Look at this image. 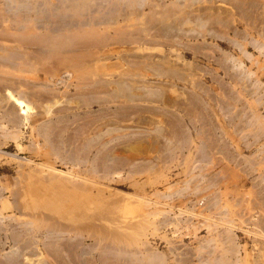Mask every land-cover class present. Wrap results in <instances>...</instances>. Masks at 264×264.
<instances>
[{
	"label": "rangeland",
	"instance_id": "rangeland-1",
	"mask_svg": "<svg viewBox=\"0 0 264 264\" xmlns=\"http://www.w3.org/2000/svg\"><path fill=\"white\" fill-rule=\"evenodd\" d=\"M206 6V3L197 4V0L181 3L174 9L176 19L172 21L178 24L189 15L197 17V8ZM138 17L87 28L92 32L91 40L96 38L91 43L88 36L85 38L90 50L85 59L87 63L76 69L71 66L64 74L66 82L75 86L79 78L85 84L95 81L98 66L102 67V73H109L103 76L109 82L115 78L126 79L122 73L128 72L134 76L128 80L136 78L140 84L133 85L137 100H127V92L110 83L106 91H113L115 99L101 95L110 102L106 103L110 106L108 115H98L100 108L94 103L78 111L83 120L74 122L69 118L70 121L61 124L63 113L55 115L59 120L52 115V121L59 123L52 122L51 131L56 128L57 135L58 131L65 130L58 136L52 132L56 136L53 143L59 147L57 154L31 128L43 120L17 129L12 122H7L9 118L3 117L0 105V152L8 155L0 154L2 254L9 253L18 238L20 244L24 241L37 247L47 264H59V261L64 264L62 259L69 261V255L60 251L67 245L79 248L71 249L72 255L75 250L85 251L82 256H74L79 260L77 263L91 255L95 259L105 257L108 252H102L107 246L132 249L131 252L149 246L163 254L168 264H197V256L207 252L202 247L215 240L210 243L213 247L216 244L213 257L219 254L229 260L236 257L238 262L243 258L242 264H264V250L258 251L254 244L255 231H262L261 227L264 230V183L261 181L264 176V54L247 48L251 59H244L245 78L231 79L216 66L214 60L219 59L216 50L231 53L234 58L239 54L223 41L205 38L218 48L197 52V38L195 42L159 37L151 28L155 19L147 15ZM192 24H185L183 32L197 36V26ZM3 25L6 26L0 20V31ZM93 31L97 36L92 37ZM96 42H100L99 46ZM159 59L167 62L164 69L178 71L182 79L157 76L152 61ZM45 68L36 67L34 74L38 83H44ZM29 71L19 75L32 81L34 74ZM197 82L207 86L206 93L197 89ZM56 90L64 93L61 85ZM152 91L157 94L149 96ZM194 100L201 101L198 108ZM123 107L129 108L127 115L116 113ZM223 108L229 112L225 113ZM99 116L117 124H106L103 130L93 127L81 130L83 123L91 124ZM66 134L73 137L72 146L63 143ZM98 134L101 139L96 142L93 137ZM85 137L89 143L83 141ZM83 142L88 146L82 147ZM66 151L69 154H64ZM67 155L73 161L67 162ZM258 219L262 223L256 226ZM226 221L233 228L228 229L230 233L222 234L225 230L222 224ZM226 234L238 247L239 251L233 255L225 250L227 244L221 236L225 238ZM173 247L178 249L172 251ZM116 255L112 256L115 263L110 264H123L120 260L123 257ZM237 261L232 264H238Z\"/></svg>",
	"mask_w": 264,
	"mask_h": 264
},
{
	"label": "bare ground",
	"instance_id": "bare-ground-1",
	"mask_svg": "<svg viewBox=\"0 0 264 264\" xmlns=\"http://www.w3.org/2000/svg\"><path fill=\"white\" fill-rule=\"evenodd\" d=\"M189 1L192 3H195L196 0H0V20L3 22V24H6V26L3 25L4 27L0 31V78L2 77L0 79V105L2 108L1 112L3 113V117L9 118L8 119L9 121L7 122H12L13 124L12 126H15V128L17 129H19L20 126L22 125H30V122H37L39 119H40L39 121L43 120L42 123L35 124L31 128H33V131H38V135L41 137L43 142L44 143L46 142L51 147V148L49 147L48 148L54 154H57L59 147H57V144L55 145V143H53L54 142L53 138L57 133L55 132L56 128L54 131H51L50 129V126H52L51 125L52 122H54V120L52 121L51 119L52 115L55 116L58 112L63 113V116H60V118L62 117L63 119V121L60 120L61 124L64 122L67 123V121H70V119H72L73 121L74 120L77 121L80 119L83 120L84 118L80 117L81 115L79 114L78 111L81 110V108H84V109L89 108L93 103L96 104L98 108H100L98 110V113H99L98 115H101V114L108 115L107 112L110 106H108L107 104H109L110 102L107 101V99L104 96L106 95L107 98L110 96L109 98L111 100L115 99V96L112 93L113 91H106L108 90L109 86H111L110 83L115 84V86H120L122 91L127 92L125 93L126 95L125 97L127 100L129 101L137 100V96H135V94L133 93V91L135 90L133 85H136L137 83H139V81L134 80L136 78H134L132 81L128 80L129 76L132 77V75H130V73L128 72L122 73L123 76H126V79L123 77L117 78V79L115 78L114 80L109 82L103 79V76L106 74L102 73V70H103L102 67H100L101 69H99V66H98L97 71H96L97 78L95 81H93L91 84H89L88 82H87L88 84H85V82H82V80L79 78L81 81H79L78 79L79 84L75 86L69 85V83L66 82L67 77L64 76V74L72 68L71 66H74L76 69V67L81 68L83 65H85V62H86L85 59L88 56L89 51H90L88 49L89 45L87 46L88 48L86 47L87 39L85 41V38H87L86 36L89 37V35H91L92 33V32H89L87 28H91V29L95 27L97 28V26L100 24L101 25L105 23L109 24L110 22L111 23L116 22V20L118 19L125 20V18L132 17V16L138 17L139 15H143L144 17V15H147L150 18L155 19V21H153L154 23H152L151 25V28L154 29V32L156 31L155 33L159 37H164V38H167V37L175 38L176 37L177 39L178 38L186 39V41L195 40V42L197 38V52L199 50H203L209 47H212L214 49L218 48L216 46H211V44L208 42V39L212 40L213 42L214 40L223 41L233 51H237L239 55H238V58L237 57L234 58V56L231 53L217 49L216 51L218 52L219 59L214 60L217 63L216 66H219L223 69V71L225 72L224 74H226L225 75L226 77L230 76L231 79L233 77L240 78V79L245 78L246 73L243 70L244 59L249 60V61L251 59V55H249L250 53L247 52L248 50L247 48H252L253 50L257 51L259 54H264V51H263L264 50L263 49V46H264V43H263V40H264V0H197V4L206 3L207 6L202 9L197 8V11H198L197 17H192L189 15L188 17H186V19L184 20L182 19V21H179V23L177 22L178 24H175L172 21L173 19H176V16H173L176 13L174 9L179 7L181 3L189 2ZM146 10L147 12H145ZM156 20L159 21V24ZM187 23H193L197 26V36H193V34L187 35L186 32H183V26ZM154 25H156V27ZM95 32L96 31H93L94 34ZM94 36H97V34L93 35L92 37ZM205 38H208V39H205ZM89 39L91 43L92 40L96 38L94 37L91 40V36H90ZM153 41H154L153 39L149 40V42H153ZM99 44L97 43L96 45L99 46ZM152 62L156 66L157 76H160V77L164 76L166 78L167 77H170V78L177 77L178 79L180 76V78L182 79V76L178 73V71H175V70L170 71L169 69L166 70L163 68L164 65L167 63L165 62V60L163 61V59H159L157 61L153 60ZM136 64H139V63H136ZM39 65L41 68L46 67L45 68L46 72L43 77L44 83L43 81L42 83H38L39 81H37L38 80L37 76H35L34 74L36 72V67H39ZM28 70H30L29 72L31 73L33 72L34 74L33 78L31 79L32 81L25 80L28 78L23 79V77L19 75V74H23L24 72L25 74L26 72L28 73ZM108 75L109 73L106 76ZM14 77H16L17 79H15ZM50 83L54 85L52 86L50 85ZM60 85L61 87H63L64 93H62L61 91L57 92L56 89ZM137 85H140V84H137ZM71 86L73 87V89L70 90V88H72ZM206 87L202 85L200 82H197V89L199 88L200 90H203V93H206L208 89ZM139 88H142V87L139 86ZM66 89H68L70 92L65 91ZM111 94H113L112 97H111ZM156 94L157 93L155 91H152L151 93H149V96L156 95ZM101 95H104V96H101ZM194 101L195 102L197 101L196 104L198 108L199 102L201 101L199 100H194ZM71 105H73V107ZM228 108H223L225 110L223 111L225 113H228L229 112ZM116 109L117 108H115V110ZM128 110L129 108L123 107L121 108V112L119 110L116 113L127 115ZM64 112L66 113L68 112L70 114L64 115ZM99 117L100 118L97 117L98 119L96 120L94 119L95 121L92 119L94 122L92 121L93 123L91 124H89L90 122L89 123L86 122V124L83 123L82 126L80 127L81 130H83L84 132L85 129H87L88 127L90 128V130H91V127L97 128L98 130L102 128L103 130L106 124H110V125L117 124L115 123V121L111 119H105V117L103 116H99ZM60 118H56V120L57 119L59 120ZM55 123L57 122H54V124ZM9 124L11 126V123ZM54 127L55 126H53L52 128ZM67 130L68 128H66V131ZM45 131H46L45 134L42 133ZM15 132H16V129H15ZM52 132H55L54 136H52L53 135ZM63 132H65V130ZM63 132L58 131V134L56 136H58L60 133L62 134ZM99 136H101V134L95 135L93 137V140L96 138V142L100 141L101 138ZM65 137H66L65 138L66 140H64L63 143L67 142L68 145L69 144L71 145L72 144L71 134L70 135L66 134ZM88 140L89 139H87L86 137L83 139V141H86V142H88ZM86 142L82 143V147L88 146ZM99 152H101V150ZM65 153L69 154V152L67 151L64 152V154ZM0 154L7 155L2 152H0ZM59 156H61V154ZM65 157L66 155L63 158ZM13 158H16V157H13ZM67 158H69L67 162L70 161V159L72 161L74 159V158L72 159L69 156ZM59 160L61 159L59 158ZM67 162H64V163L67 164ZM67 174H71V173H67ZM261 181H263L264 183V176L261 178ZM47 190L50 191L49 185H48ZM219 220L222 221V218H219ZM259 222L262 223V221L258 219V221L255 222V225L257 226V223L259 225ZM230 224L231 223H229V221L228 222L226 221L224 225L222 224V226L225 227V230L222 231V234L230 233V231L228 232V229L230 230V228L231 229L233 228V226H231ZM261 229L262 231H264L263 227H261ZM262 231L257 230V233L256 231L254 233L256 238H254L255 243L254 242L253 243L257 246L258 251L264 250V232ZM221 238L223 242L227 244V248L225 250H227L231 255L239 251V250L237 251L238 247L236 244H234L235 242L232 241L234 239L230 240L229 235L227 236L226 234L225 238L222 236ZM16 239L17 241L14 240V243L11 245L13 247L12 248L10 247L11 248L10 252L6 254H2L3 253L2 250H4L3 249L4 243L3 242L1 243L0 241V264H47V262L44 260L45 258L41 257L43 254H41L40 250H37V247H31L26 242L24 243V241H22L23 244L20 241L21 242L20 244L18 242L19 239L18 238ZM211 241L215 243V240H211ZM211 241L209 243L207 242L208 243L207 246L202 247V248H206L207 252L204 254L200 253V255L197 256V264H232L238 260V258L236 257L234 258V260H229V258L227 257L224 258L222 255L219 256V254L216 257H213V254H214L213 250H214V247L216 248V244H214V247H213L212 244H210ZM29 244H31V242ZM145 244L147 245V243ZM89 247L91 248V246ZM73 248L77 250L79 249L77 248V246L70 247L68 245L60 249V251H64L67 253V255L71 256V257L69 256L67 257L69 261L61 258L62 263L64 264H97L98 263L99 264L102 259L104 260L106 259L105 262H103V264H110L112 261L113 263H115V260H112L113 259L112 256H114V254H117L116 257L118 258L119 256L123 257V259H120L121 262H123V264L125 263L129 264L128 262H130V264L131 263H134V264H168L163 254L153 251L149 246L148 247L146 246L145 249L143 250L141 249V251L139 248V251L137 250L138 252H135V251L131 252L132 249L129 250L126 247H125L126 249H124V247H121L122 248L121 249V248H116L114 246H110V247L107 246L105 247V249H103L105 251H103L102 253L108 252V254H106L105 257H102V258L99 256L100 259L99 258L98 259L100 261H98V259H95V257L91 255L92 252L89 251L90 253L89 252L88 253L91 256L85 259L84 261H82L81 263H77L79 260L78 259L75 260L74 256L75 255H77L76 257L82 256L85 251L83 252L82 249H80L79 251L75 250L76 251V252L74 251L75 254L72 255L73 250L71 249ZM176 248L177 247H175L172 251H175ZM44 250L46 254L49 253L47 248H44ZM172 251L170 252L172 253ZM107 260L108 261L110 260V261L106 262ZM120 260H117V261L120 262ZM242 263H243V258L240 262H238V264H242ZM59 264H60V261H59Z\"/></svg>",
	"mask_w": 264,
	"mask_h": 264
}]
</instances>
